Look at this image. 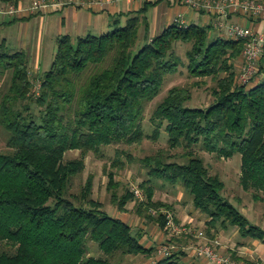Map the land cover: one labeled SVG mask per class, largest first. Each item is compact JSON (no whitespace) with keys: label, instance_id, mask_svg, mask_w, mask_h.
<instances>
[{"label":"trees","instance_id":"16d2710c","mask_svg":"<svg viewBox=\"0 0 264 264\" xmlns=\"http://www.w3.org/2000/svg\"><path fill=\"white\" fill-rule=\"evenodd\" d=\"M3 1L18 5L21 0ZM139 13L124 24L114 19L107 32L79 36L74 42L68 35L58 36L35 97L25 53L0 42V75L9 72L0 96V128L6 138L0 150V264H119L109 256L150 253L126 221L92 198L93 174L86 176L78 193L70 187L71 179L83 172L89 152L113 143L157 140L161 129L167 147L142 158L149 177L139 184L145 194L137 202L139 214L165 230L164 210L177 222L173 205L154 198L152 178H158L188 190L193 207L208 218L207 235L214 237L217 224L229 225L242 236L264 242V229L222 195L224 181L209 172L195 150L199 144L218 158L238 153L241 188L254 200H264V53L249 81L241 83L234 59L243 40L211 37L210 25L176 22L147 36L145 16ZM177 42L190 44L185 51L189 75L215 81L212 100L204 107L188 106L190 86L169 87L151 112L153 128L147 134L141 123L145 103L158 94L164 77L183 65L174 51ZM25 100L34 103L37 112L22 103ZM177 149L181 151L171 152ZM71 150L80 155L65 159ZM111 166L122 168L124 162L115 158ZM106 174L107 189L123 209L133 192L126 189L116 199L115 172L109 169ZM192 236L190 232L170 239L184 247ZM89 241L106 256L89 255ZM185 253L173 251L155 264H184Z\"/></svg>","mask_w":264,"mask_h":264},{"label":"rangeland","instance_id":"374dc122","mask_svg":"<svg viewBox=\"0 0 264 264\" xmlns=\"http://www.w3.org/2000/svg\"><path fill=\"white\" fill-rule=\"evenodd\" d=\"M35 27L37 28V26ZM209 33L211 37L214 36V33L211 29L209 30ZM149 35L153 36L156 34L151 31ZM43 40L40 44L43 46V51L40 53L41 55L38 75H35L34 72L29 71L30 77L32 78L34 84L32 89L34 97L39 90L40 77L43 75L45 70L49 69L52 58L56 51V44L54 41L51 42L49 38H44ZM32 45H36L35 39L32 40ZM189 46V43L183 42H177L174 44V51L182 60L183 65H179L178 69L174 73L166 75L163 79L158 94L152 100L145 103V109L141 123L144 131L147 134H151L153 128V125L150 121L151 112L157 102L165 96L169 87L173 85L190 86L191 99L186 102L188 106L204 107L212 100L210 88L215 85V81L210 77H191L188 73L185 65L187 61L185 51L187 48H189ZM51 51H53V54H50ZM241 64L242 61H237L234 63V69L236 70L237 75ZM8 78V71H6L4 75H0V96L6 90ZM194 81H198L200 84L194 85ZM27 102L29 103L30 109L37 112L34 103L26 100L22 103L27 104ZM166 139L167 134L163 129H161V133L157 140L144 138L141 143L129 144L125 142H119L102 146L98 153L89 152L85 155V168L83 172L71 179L70 192L78 193L81 185L86 179V176L89 173L93 174V188L91 194L92 198L100 201L103 209L107 213L112 216L120 217L126 221L131 226V233L135 236L140 235V242L147 248H151L150 253L140 252L136 254H125L117 252L114 255L109 256V259L113 263L155 264V262L161 258L158 253V248L168 243H173L176 245V249L174 251L182 249L185 250V252H188L191 250L189 248H183L182 242L178 243L176 241H171V235L167 230L160 228L157 223L149 220L143 214H139L137 211V202L140 201L139 199L134 197L132 200H128L126 202L123 209H119L117 202H115L116 200L114 201L112 199V190L107 189L108 178L106 172L109 169H112L115 172V180L118 183L117 187L114 189L116 199H119L126 189L131 190L132 187L139 188V184L149 177L147 174V169L142 162V158L146 155L155 153L158 149L166 148ZM5 146V133H3L2 129L0 128V150L4 149ZM195 150L201 154V157L204 158V162L208 166L209 172L218 174L224 181L225 186L221 191L222 195L241 213H243L251 223L258 224L256 218H259V221L264 222V200H254L251 196V192L244 191L239 184L240 155L237 153L229 158H218L214 154L204 151L199 144L195 146ZM180 151L181 149L171 150V152L178 153ZM127 154L130 155V159L127 157ZM79 155L80 154L78 150L67 151L65 154V159L78 157ZM115 158H119L124 162V166L122 168L116 169L111 166ZM152 182L155 185V199L171 203L173 205L174 211L177 210V214L180 212L182 216H187V213H193L194 209L191 202L190 193L180 183L172 185L170 183L163 182L158 178H152ZM144 196L145 194L143 192V197ZM177 223L189 227L192 230L191 232H193V236L199 230H201L204 232L205 238H214H209L203 223L199 224L196 229H192L190 226L182 223L181 219L177 221ZM203 241H205V239H201L200 242ZM186 243L187 246L193 245L197 243V239L193 237V239L188 240ZM186 243L183 244L185 245ZM88 254L96 257L106 256L99 250L97 244L92 241L88 242Z\"/></svg>","mask_w":264,"mask_h":264},{"label":"crops","instance_id":"0c3cea01","mask_svg":"<svg viewBox=\"0 0 264 264\" xmlns=\"http://www.w3.org/2000/svg\"><path fill=\"white\" fill-rule=\"evenodd\" d=\"M31 0H21L17 6H28ZM140 12V13H139ZM139 13L145 16L147 22V36L152 31L160 33L166 26L174 22V17L179 13L186 23H195L202 26L210 25L214 36L221 33L213 27L212 17L203 12H196L180 0H90L85 4H66L64 6H47L34 12L22 14L0 13V42H5L11 51H23L26 56L27 68L38 75L40 65V53L43 51L40 44L44 38H49L57 46V37L68 35L74 42L77 37L86 34H101L110 29L112 20H118L124 24L127 18ZM230 22H239L250 27L255 32L264 36V18H242L235 13L228 16ZM37 26V28L35 27ZM139 34L144 35L143 26ZM45 35V36H44ZM36 45H32V40ZM44 41V40H43ZM13 46V47H12ZM14 48V49H12ZM53 50V49H52ZM50 54H53L51 51ZM242 61L240 53L234 63ZM257 67V62H256ZM46 71V70H45ZM44 71V72H45ZM192 202V201H191ZM192 214L182 216L174 211L177 221L196 229L203 223L206 227V215L193 207ZM180 217V218H179ZM258 224L264 229V222L256 218ZM261 224V225H260ZM192 231V230H191ZM214 238L220 241V251L226 252L236 260L244 264H264V242L250 236H242L236 226L217 224ZM209 236V235H208ZM200 242L201 239L192 236ZM211 236H209L210 238ZM187 243L183 248L187 249ZM184 264H211L203 257L198 256L193 250H189L182 256Z\"/></svg>","mask_w":264,"mask_h":264},{"label":"built area","instance_id":"2783aa9c","mask_svg":"<svg viewBox=\"0 0 264 264\" xmlns=\"http://www.w3.org/2000/svg\"><path fill=\"white\" fill-rule=\"evenodd\" d=\"M90 0H31L28 6H17L10 2L0 0V13L22 14L34 12L37 9L47 6H64L66 4H85ZM186 4L190 10L203 12L212 17L213 27L218 30L225 38L243 40L241 51L243 62L238 72V80L241 83H247L256 71V62L264 53V36L255 32L250 27L239 23L230 22L229 14L235 13L242 18H264V0H180ZM174 22L179 25H185L186 22L181 14L174 17ZM131 191L135 198L143 199L142 190L138 187H132ZM155 213L154 210H151ZM165 215V227L171 236H180L184 233H190L191 229L175 221L170 211H163ZM194 236L205 239L203 242H197L187 248L193 250L198 256L203 257L211 264H244L237 262L226 252L220 251V242L218 239L205 238L204 232L199 230ZM176 249V245L168 243L158 248L161 257L171 254Z\"/></svg>","mask_w":264,"mask_h":264}]
</instances>
